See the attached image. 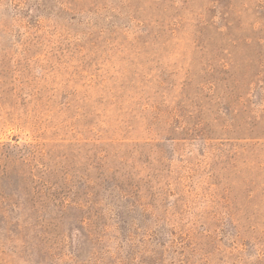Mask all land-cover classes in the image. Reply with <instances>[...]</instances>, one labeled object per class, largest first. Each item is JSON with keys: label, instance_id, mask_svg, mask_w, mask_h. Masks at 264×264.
I'll use <instances>...</instances> for the list:
<instances>
[{"label": "rangeland", "instance_id": "374dc122", "mask_svg": "<svg viewBox=\"0 0 264 264\" xmlns=\"http://www.w3.org/2000/svg\"><path fill=\"white\" fill-rule=\"evenodd\" d=\"M0 264H264V0H0Z\"/></svg>", "mask_w": 264, "mask_h": 264}]
</instances>
